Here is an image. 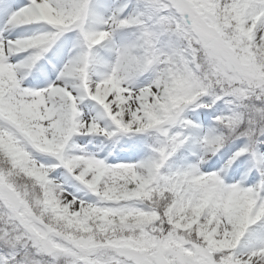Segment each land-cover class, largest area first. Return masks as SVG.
Listing matches in <instances>:
<instances>
[{"label": "snow or ice", "instance_id": "6c2138e0", "mask_svg": "<svg viewBox=\"0 0 264 264\" xmlns=\"http://www.w3.org/2000/svg\"><path fill=\"white\" fill-rule=\"evenodd\" d=\"M0 264H264V0H0Z\"/></svg>", "mask_w": 264, "mask_h": 264}]
</instances>
